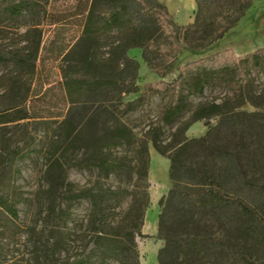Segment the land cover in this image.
I'll return each instance as SVG.
<instances>
[{
	"label": "trees",
	"instance_id": "trees-1",
	"mask_svg": "<svg viewBox=\"0 0 264 264\" xmlns=\"http://www.w3.org/2000/svg\"><path fill=\"white\" fill-rule=\"evenodd\" d=\"M194 1V21L176 26L159 0H88L81 34L63 57L61 78L70 107L42 151L48 163L47 187L40 201L51 231L46 241L35 246L36 254H43L36 255L34 264H141L137 237H143L150 203L149 143L170 158V178L175 182L158 202L159 236L165 240L159 264H264V123L258 135L260 144L250 152L262 175L248 176L242 161L244 121L233 112L234 107L227 100L197 107L191 101L205 97L207 90L231 87L242 79L245 101L264 108V88L257 90L251 80L255 71L264 73V47L241 56L226 49L182 66L172 82L147 84L146 93H165L169 99L159 121L140 138L111 110L123 95L138 91V63L129 57V50L141 49L143 59L163 77L174 67L180 50H207L252 5V0ZM49 3L0 0V32L26 15L45 13ZM23 38L25 44L18 47L0 42V69L11 65L19 81L36 69L42 30L30 26ZM8 90L18 98L0 109V123L29 118L25 107L29 86L20 83ZM143 100L141 96L128 102L123 112L135 111ZM187 115V123L164 142L163 129L175 127ZM212 118H219L212 131L186 140L189 125ZM224 126L231 130V140L219 146L214 133ZM130 149L137 154L136 166L119 151ZM28 155L0 147V161L5 165ZM92 168L97 169L99 179L115 176L131 181L136 174V182L132 190L105 187L99 180L83 188L67 182L69 169ZM126 198L131 199L129 207L116 211L115 206ZM82 199L91 204L89 239L81 252L59 260L56 252L66 249L70 239L65 229L70 204ZM18 203L12 192H0V233L2 222L15 225Z\"/></svg>",
	"mask_w": 264,
	"mask_h": 264
},
{
	"label": "rangeland",
	"instance_id": "rangeland-1",
	"mask_svg": "<svg viewBox=\"0 0 264 264\" xmlns=\"http://www.w3.org/2000/svg\"><path fill=\"white\" fill-rule=\"evenodd\" d=\"M168 1L172 3L175 14L168 10L170 6L168 8L164 6L172 15L176 26L187 25L194 21L195 1ZM87 2L88 0H50V3L45 6V13L41 11L40 14L26 15L14 27L3 26V31L0 32V42L16 47L25 44L23 35L30 26L41 29L43 35L33 74L24 76L22 81H19L15 78L16 71L11 65L0 69V109L10 106L18 98L10 94L8 88L20 83L29 86V97L25 103L29 118L0 123V147L18 149L22 154L29 153L25 159H18L13 164L5 165L0 161V192H12L19 199L18 219L15 225L2 222L0 264H11L14 261H18L19 264H34L36 255L43 254V252L36 254L35 246L39 242L46 241L47 236H50L51 224L44 213L45 206L40 201L42 192L47 187L45 172L48 163L42 151L46 150L57 126L70 107L61 78L65 64L63 57L81 34ZM184 10H187L188 16L183 13ZM262 47H264V0H252V5L244 16L227 31L221 40L200 52L180 50L174 67L163 77L143 59L141 49H131L128 55L138 63L136 80L138 91L123 95L121 102L114 103L111 110L116 117L133 129L137 138H140L152 124L159 121L163 107L169 99L168 94L165 93H146L147 84L159 81L172 82L177 78L182 66L226 49H232L236 56H241ZM251 80L257 90L264 88V73L255 71L251 75ZM141 96L144 97L142 105L133 112H123L128 102ZM245 98L242 79H240L234 86H219L214 91L207 90L205 97H192L191 101L196 107L213 101L230 102L231 107H234L233 112L238 113V117L244 121L243 136L246 146L242 151L243 171L248 176L254 174L260 176L262 175L260 164L256 165L250 159V152L258 148L260 144L258 135L264 123V108L251 105L245 101ZM189 118L190 115H187L175 127H165L162 140L169 142L177 128L187 123ZM218 121L219 118H212L194 122L186 129L184 137L188 141L202 138L212 131ZM230 133L228 126H224L218 132L215 131L214 139L217 145H227L231 140ZM119 151L128 155L134 166L137 165L135 149ZM149 151L147 179L150 203L145 212L143 237H137V244L141 264H159L158 254L165 240L159 236L161 207L158 202L174 187L175 182L170 178V158L160 155L151 143H149ZM136 177L137 175L134 174L131 181L120 180L115 176L99 179L95 168L67 171V182L77 185L78 188L88 187L99 180L105 187L132 190ZM157 180L162 184L160 190H158ZM130 202V198L124 199L115 206L116 211L124 212ZM63 206H68L65 200H63ZM90 210L91 204L88 200L82 199L70 204V218L65 228L70 239L66 249L56 252L55 257L59 260L65 259L69 254L81 252L88 241L87 227Z\"/></svg>",
	"mask_w": 264,
	"mask_h": 264
},
{
	"label": "crops",
	"instance_id": "crops-1",
	"mask_svg": "<svg viewBox=\"0 0 264 264\" xmlns=\"http://www.w3.org/2000/svg\"><path fill=\"white\" fill-rule=\"evenodd\" d=\"M161 1V3L163 4V5H165L167 8H168V6H170V8H168V10L170 11V13H172V14H175V11H174V8H173V5H172V3L171 2H169L168 0H160ZM189 2L190 1H194V0H188ZM195 3V2H194ZM194 5V4H193ZM183 13H186L187 14V16H188V12H187V10H184V12ZM156 183H158V190H160L161 188H162V184H161V182L160 181H156Z\"/></svg>",
	"mask_w": 264,
	"mask_h": 264
}]
</instances>
